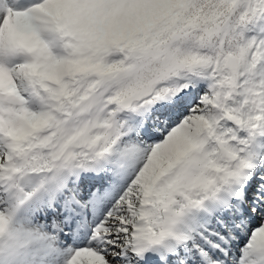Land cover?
<instances>
[{
    "label": "snow or ice",
    "instance_id": "1",
    "mask_svg": "<svg viewBox=\"0 0 264 264\" xmlns=\"http://www.w3.org/2000/svg\"><path fill=\"white\" fill-rule=\"evenodd\" d=\"M0 264H264V0H0Z\"/></svg>",
    "mask_w": 264,
    "mask_h": 264
}]
</instances>
